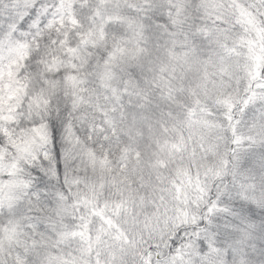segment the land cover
<instances>
[{"label": "snow or ice", "instance_id": "6c2138e0", "mask_svg": "<svg viewBox=\"0 0 264 264\" xmlns=\"http://www.w3.org/2000/svg\"><path fill=\"white\" fill-rule=\"evenodd\" d=\"M0 264H264V0H0Z\"/></svg>", "mask_w": 264, "mask_h": 264}]
</instances>
